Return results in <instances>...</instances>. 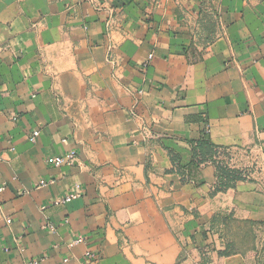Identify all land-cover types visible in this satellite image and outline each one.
I'll return each instance as SVG.
<instances>
[{
    "label": "crops",
    "instance_id": "1",
    "mask_svg": "<svg viewBox=\"0 0 264 264\" xmlns=\"http://www.w3.org/2000/svg\"><path fill=\"white\" fill-rule=\"evenodd\" d=\"M203 135L234 189L171 171ZM1 187L0 264L245 263L218 218L264 225V0H0Z\"/></svg>",
    "mask_w": 264,
    "mask_h": 264
},
{
    "label": "trees",
    "instance_id": "2",
    "mask_svg": "<svg viewBox=\"0 0 264 264\" xmlns=\"http://www.w3.org/2000/svg\"><path fill=\"white\" fill-rule=\"evenodd\" d=\"M167 151L171 164L173 166L171 171L179 174L183 181L186 180L185 177H188L189 179L193 180L202 164L209 162L212 163L215 166L217 172V183L212 193L213 195L219 192H224L228 189H234L237 183L246 180L243 171L228 167L222 161L218 160L219 148L213 145L206 135H203L198 141L192 144L191 150L189 151V155L186 161H183L182 157L175 151H172L170 149H168ZM229 217V215L223 218L221 217V223L226 224L227 221H230ZM218 221H220V217L218 218ZM244 223H247L250 228L254 225L259 224L250 221H246ZM249 231V234L252 236V239H254L252 230L249 229ZM228 248L229 246H226L223 250L218 251V256L229 257L232 254H237L236 252L232 254L229 253L227 251ZM259 254L260 251H258L255 246H252L250 249L249 256L258 257ZM244 257L246 256L243 255V258Z\"/></svg>",
    "mask_w": 264,
    "mask_h": 264
},
{
    "label": "rangeland",
    "instance_id": "3",
    "mask_svg": "<svg viewBox=\"0 0 264 264\" xmlns=\"http://www.w3.org/2000/svg\"><path fill=\"white\" fill-rule=\"evenodd\" d=\"M218 160H222L225 164L227 157H220ZM250 181H252L251 178ZM225 216L228 215H224L222 218ZM229 216L230 221H227V223L224 224L225 227L221 233L225 245L229 246L227 251L231 254L234 252L237 253L234 255L232 254L229 257L239 256L241 259H246L247 261L243 264H264V225L259 223L250 228L247 223H244L246 221L239 220L234 217L233 214H229ZM219 222L221 223V215ZM249 229L252 230L254 239H252V236L249 234ZM252 246H255L258 251H260L258 257L249 256ZM243 255L246 257L243 258Z\"/></svg>",
    "mask_w": 264,
    "mask_h": 264
},
{
    "label": "built area",
    "instance_id": "4",
    "mask_svg": "<svg viewBox=\"0 0 264 264\" xmlns=\"http://www.w3.org/2000/svg\"><path fill=\"white\" fill-rule=\"evenodd\" d=\"M152 59H153V55L152 54L147 55L146 59L142 63V69L143 70L148 69V67L150 66V64L152 62ZM138 93L141 94V91H139ZM132 115L134 116L133 113H132ZM144 132H145V138H148L147 130L144 129ZM39 135H40V131L39 130L32 131V133H31V135L29 137V141L31 143H36L37 138L39 137ZM75 160H76V153L74 151H68V152H66V153H64L62 155H56V156L51 155V156H48L45 161H46V163L48 165H50L52 167H55V168H59L62 165L70 164L71 162H73ZM54 182H55V180L41 179L35 184V188L36 189L44 188V187H46L48 185L53 184ZM3 190H4V187H1L0 188V192L3 191ZM79 197H80V191L76 190L75 192L69 193L67 195H64L63 197L57 198V199H55L53 201H50V204L54 205V206H63V205H66L69 202H71L74 199H77ZM47 229L50 232H55L56 227H55L54 224L49 223L47 225ZM83 243H85L84 237H78L74 241H72V245L83 244ZM90 258H95V256L94 255H90ZM26 264H38V261L28 262Z\"/></svg>",
    "mask_w": 264,
    "mask_h": 264
}]
</instances>
